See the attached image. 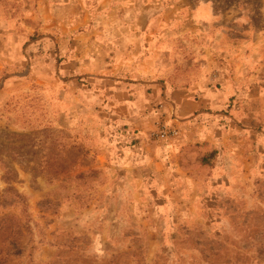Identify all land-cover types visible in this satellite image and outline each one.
<instances>
[{
	"label": "rangeland",
	"instance_id": "1",
	"mask_svg": "<svg viewBox=\"0 0 264 264\" xmlns=\"http://www.w3.org/2000/svg\"><path fill=\"white\" fill-rule=\"evenodd\" d=\"M146 7L0 0V264H264V78H183ZM112 34L133 63L74 49Z\"/></svg>",
	"mask_w": 264,
	"mask_h": 264
},
{
	"label": "crops",
	"instance_id": "2",
	"mask_svg": "<svg viewBox=\"0 0 264 264\" xmlns=\"http://www.w3.org/2000/svg\"><path fill=\"white\" fill-rule=\"evenodd\" d=\"M132 2L136 8L139 4H145L147 10L148 7L151 8V12L147 13L150 25L147 32L143 33L142 30L141 33L143 35L146 33V37L154 36L160 45L162 41L158 37L166 32L164 35L167 36V44L163 51L167 50L169 57L173 55L175 58L179 57L177 52L182 53L185 67L198 69L191 75L184 74L183 78H251L250 83L252 80L256 82L257 79L264 78V0H259L258 7L253 0H132ZM156 9L161 10L158 12ZM29 12L34 13L33 10ZM160 29L164 31L160 32ZM112 37L114 34L109 38L106 36L105 41L97 38V41L89 44L77 41L73 48L78 51L80 47L86 46L89 51L103 49L107 52L110 47L116 52L114 55L116 59L113 58L111 61L113 68L133 63L127 62L126 58H119L122 57V47L118 49L116 47L118 41H114ZM33 46L35 45L31 47ZM75 57L77 59V56ZM88 61L95 65L99 59L89 57ZM90 76L87 78H98ZM136 76L131 78H143ZM36 79L38 82L51 81L49 78ZM236 81L235 89L239 83V80ZM137 89L135 86L134 90ZM191 94V92L185 96L171 94V97L177 115L182 118L193 116L197 122L204 121L209 115L206 110L215 109L214 102H223L224 96L227 95L224 92H210L196 101L192 100ZM260 97L264 101V93ZM247 131L250 135L252 132L256 133L261 144H264V127L257 132L252 128H248ZM261 147L264 150V145Z\"/></svg>",
	"mask_w": 264,
	"mask_h": 264
},
{
	"label": "built area",
	"instance_id": "3",
	"mask_svg": "<svg viewBox=\"0 0 264 264\" xmlns=\"http://www.w3.org/2000/svg\"><path fill=\"white\" fill-rule=\"evenodd\" d=\"M179 134V131L178 129H171V128H168V126H162V128L160 129L159 133H158V138L160 139H167L169 137H176L178 136Z\"/></svg>",
	"mask_w": 264,
	"mask_h": 264
}]
</instances>
